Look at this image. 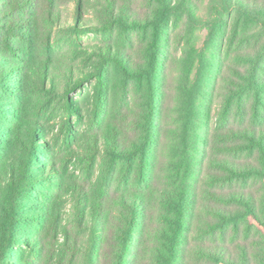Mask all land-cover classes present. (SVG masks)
Wrapping results in <instances>:
<instances>
[{
  "label": "rangeland",
  "instance_id": "obj_1",
  "mask_svg": "<svg viewBox=\"0 0 264 264\" xmlns=\"http://www.w3.org/2000/svg\"><path fill=\"white\" fill-rule=\"evenodd\" d=\"M26 1L0 0V77L4 68L15 69L19 65L10 74L11 82H5L10 86L7 89L0 86V127L7 128L0 131V187L7 182L10 163L18 155V147L12 146L14 140H9V132L19 121L35 125L39 140L38 148L32 149V153L34 158L42 159L44 170H30L36 179L28 193L19 198L28 209L23 212L25 227L21 230L27 242L13 241L3 264H88L90 231L87 225L79 224L76 211L81 194H86L91 203L102 201L106 208L100 239L119 224L127 199L134 194L141 196L143 223L128 263L163 264L175 212L169 199L178 170L182 113L190 89L197 88L194 85L197 57L188 64V54L206 50V55L215 57L218 65L211 68L208 79L197 88L196 104L204 111V120L202 123L200 120L198 129L201 157L197 158L199 171L192 173L190 179L194 194L185 203L186 216L181 234L175 239L174 264L201 261L199 256L205 246L213 243L215 213L232 205L219 200L220 189L231 188L232 194L238 196L239 190L254 192L260 185L254 179L246 184L218 181L221 174L216 172L223 170L213 165L219 157L220 164L229 162L228 156L233 157V163L246 158L241 152L229 155L223 151V125L243 124V121L253 127L257 124L253 123L254 114L249 107L252 103L245 98L241 104L246 110L244 117L235 113L238 108L235 98L227 104L231 108L229 121L221 113L228 94L234 95L240 87V79L235 76L238 64L233 56L252 48L241 38L245 31L243 17L234 38L232 31L229 43L228 33L221 39L217 37L234 27L237 9L233 4L256 0L228 3L221 0H80L81 20L96 28L78 31L71 29L74 27L71 16L72 2L79 0H56L51 4L54 8L55 3L58 9L55 14L54 10L50 13L51 6H46V0ZM165 5L169 10L160 27L156 72L160 104L155 124L149 129L152 145L142 176L137 154L131 161L114 160L107 149L130 147L144 135L147 84L144 78L127 81L123 67L147 68L151 29L146 24L157 19ZM215 27L216 41L207 46L209 32L214 33ZM42 63L50 80L41 81L35 74ZM76 82L77 88H72ZM54 181L59 185H53ZM3 193L0 189V203ZM88 223L91 224L90 220ZM244 225L241 224L238 234L227 232L224 241H217L212 247L222 244L234 248L242 244L244 237L248 238ZM258 226L263 230L264 224ZM249 228L250 237L257 236L255 229ZM103 246V243L98 246L94 264H102Z\"/></svg>",
  "mask_w": 264,
  "mask_h": 264
},
{
  "label": "trees",
  "instance_id": "obj_2",
  "mask_svg": "<svg viewBox=\"0 0 264 264\" xmlns=\"http://www.w3.org/2000/svg\"><path fill=\"white\" fill-rule=\"evenodd\" d=\"M39 1V0H36ZM56 0H46L47 7H50V13L54 14L58 12V9L51 5ZM224 3H228L230 0H221ZM30 1L27 0L26 3ZM38 4H36L37 6ZM73 10V24L71 27L74 31H78L85 28V30H92L96 26L92 23H84L81 20L82 5L81 1L72 2ZM234 9H237V16L235 18L234 27L230 31L225 30L220 36L221 39L225 33L227 43L230 42V36L233 31L234 38L238 32L240 17H243L241 38L246 39L251 49L237 52L235 56L237 61V68L235 67V76L239 78V89L234 91V95L228 94V99L221 111L222 117L229 121L228 116L231 108L227 104H231L234 98L238 102V108L236 115L244 117L246 110L241 106L243 99L245 98L249 102L251 101V113L253 116V123L255 127L242 123H227L223 125V131L225 142L223 144L225 153L232 155L234 152H241L246 158L240 162L233 163L235 161L233 157L229 162L220 164L219 157L217 164H213L216 167L223 170L216 180L222 182H228L231 184L233 181L242 182L246 184L250 179L258 180L260 185L257 186L256 191L243 192L239 190V195L232 194V189L226 191L227 188H221L219 191V200L230 202L232 205L223 212L217 211L215 213V223L212 229L211 240L213 243L206 245V249L202 251L199 256L201 261H192V264H264V228L261 230L258 225L264 224V0H256L251 3H243L238 1V5H232ZM169 10V6H163L158 12L157 19L147 22L146 26L151 29V36L148 44V65L147 68L141 67L138 70L137 65L134 68L128 66L123 67V74L128 81L134 79L144 78L148 89V99L146 102V109L144 111V117L146 120L144 135L139 139L137 144H131L130 147L122 148L115 146L114 148L107 149L112 155L113 159L131 161L135 158L134 154L139 156L140 175L145 174V170L148 165L150 146L152 145V136L149 133V129H152L154 122L158 115V106L160 104L159 91L157 89V69H159V42H160V27L163 23L164 17ZM134 28V23H132ZM63 29V26L59 27ZM221 30V29H220ZM219 30V31H220ZM217 27L209 32L208 42L216 41ZM218 31V33H219ZM217 44V43H216ZM220 46V44H217ZM197 57V67L194 73V85L198 88L204 79H208L211 68L218 65L216 58L213 56H207L206 50L193 51L188 54V64L192 62V58ZM19 65L15 66V69ZM36 75L40 77L41 81L50 80L47 78L45 64L37 67ZM13 67H6L2 71L0 77V86L7 89L10 85L5 82H11L10 74L15 71ZM5 80V79H7ZM189 78V77H188ZM76 84L72 88H77ZM197 88L192 87L188 98L186 100L185 108L183 109V115L181 119V129L179 131V161L178 170L175 173L174 188L169 200L173 201L175 208L174 216L171 219V235L169 237V249L168 254L163 256V264H174V256L176 250L175 239L181 234L182 220L185 218V203L193 198L194 191L192 190L193 183L190 179L193 177L192 173H196L199 166L197 158L201 155L198 153V144L201 139L198 132L199 123L203 122L204 111L197 106ZM230 97V99H229ZM249 115V113H248ZM221 120V119H220ZM219 120V121H220ZM235 120V119H234ZM252 121V119H251ZM2 127H0L1 129ZM1 132L7 128H2ZM35 125L19 121L12 131L9 132L10 139L14 140L13 147H18L16 161L10 163V169L8 170L9 177L0 189H3V196L1 198L0 208L2 217L0 218V264L5 263V258L12 250L13 241H25L26 237L21 230L25 227L23 224V212L28 209L23 207L21 203L22 196H25L28 189H31L30 184L36 179L34 174L30 173V170L34 169V172H42L43 165L42 159L34 158L32 149L38 148L35 132ZM214 138L215 135L213 134ZM22 143V145L20 144ZM202 159L206 163L204 150H202ZM207 158H210L209 155ZM223 160V159H222ZM210 163H213L209 161ZM16 163V166H15ZM145 166V168H144ZM214 166V167H215ZM52 166L49 165V173H52ZM226 170V171H225ZM199 171V170H198ZM210 172V171H209ZM215 174V173H214ZM46 181V180H45ZM52 182V181H46ZM53 184V183H51ZM53 185H59V182L54 181ZM191 187V190L189 189ZM235 190V189H234ZM237 190V189H236ZM237 193V192H233ZM127 207L125 212L120 213L118 218L119 224L111 228L110 232L103 235V239H100L101 222L104 220V214H106V208L102 201L91 203L86 194H81V197L77 200V215L79 224L87 225L90 231V250H88L87 262L88 264H94L96 258V252L98 246L103 243L102 264H129L132 249L136 245V239L138 236L139 226L143 223L142 211H143V198L137 194L132 195L127 199ZM126 202V201H125ZM120 201L118 200V204ZM23 207V208H22ZM185 207V208H184ZM45 212L44 210H42ZM140 218L142 221H140ZM90 220V223H88ZM241 224H245L244 231L248 235L242 240V244L229 248L228 245H212L217 241L223 242L227 232L234 235L238 234L241 228ZM141 227V226H140ZM254 228L257 232V236L250 237L251 233H248L250 228ZM219 236V238H218ZM257 237V239H256ZM218 238V239H217ZM131 264V263H130Z\"/></svg>",
  "mask_w": 264,
  "mask_h": 264
}]
</instances>
